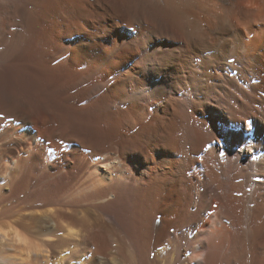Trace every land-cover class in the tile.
Listing matches in <instances>:
<instances>
[{
	"label": "bare ground",
	"instance_id": "1",
	"mask_svg": "<svg viewBox=\"0 0 264 264\" xmlns=\"http://www.w3.org/2000/svg\"><path fill=\"white\" fill-rule=\"evenodd\" d=\"M0 264H264V0H0Z\"/></svg>",
	"mask_w": 264,
	"mask_h": 264
},
{
	"label": "rangeland",
	"instance_id": "2",
	"mask_svg": "<svg viewBox=\"0 0 264 264\" xmlns=\"http://www.w3.org/2000/svg\"><path fill=\"white\" fill-rule=\"evenodd\" d=\"M169 44H173V43H170V42H169L168 45H169ZM184 86H186V85L184 84L183 87H184ZM181 87H182L181 84H179L176 88L173 89V91H174V96H175V97L177 96L176 98H178V95H176V93L180 90Z\"/></svg>",
	"mask_w": 264,
	"mask_h": 264
}]
</instances>
